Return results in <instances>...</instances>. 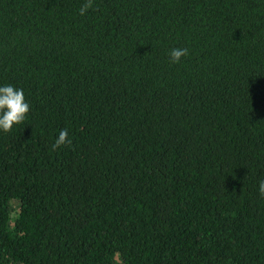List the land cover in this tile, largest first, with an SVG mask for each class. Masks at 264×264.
Instances as JSON below:
<instances>
[{
	"label": "trees",
	"instance_id": "1",
	"mask_svg": "<svg viewBox=\"0 0 264 264\" xmlns=\"http://www.w3.org/2000/svg\"><path fill=\"white\" fill-rule=\"evenodd\" d=\"M5 84L0 264H264V0H0Z\"/></svg>",
	"mask_w": 264,
	"mask_h": 264
},
{
	"label": "clouds",
	"instance_id": "2",
	"mask_svg": "<svg viewBox=\"0 0 264 264\" xmlns=\"http://www.w3.org/2000/svg\"><path fill=\"white\" fill-rule=\"evenodd\" d=\"M88 6H90V3ZM88 6L81 8V15L86 13ZM186 54L187 49L176 48L172 50L170 56L173 62L178 63ZM29 113L30 104L25 98L23 89L11 84L0 85V132H10L14 126L26 121ZM70 143L68 131L65 129L59 132L53 147L57 148ZM258 191L261 195H264V180L259 182Z\"/></svg>",
	"mask_w": 264,
	"mask_h": 264
},
{
	"label": "rangeland",
	"instance_id": "3",
	"mask_svg": "<svg viewBox=\"0 0 264 264\" xmlns=\"http://www.w3.org/2000/svg\"><path fill=\"white\" fill-rule=\"evenodd\" d=\"M18 206H17V204L15 203V206H14V208H17Z\"/></svg>",
	"mask_w": 264,
	"mask_h": 264
}]
</instances>
